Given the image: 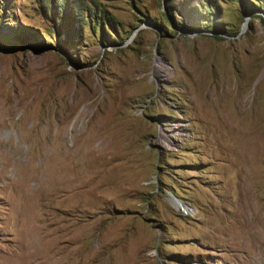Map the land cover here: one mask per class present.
Masks as SVG:
<instances>
[{"label": "rangeland", "instance_id": "374dc122", "mask_svg": "<svg viewBox=\"0 0 264 264\" xmlns=\"http://www.w3.org/2000/svg\"><path fill=\"white\" fill-rule=\"evenodd\" d=\"M243 82L264 0H0V264H264Z\"/></svg>", "mask_w": 264, "mask_h": 264}, {"label": "bare ground", "instance_id": "6f19581e", "mask_svg": "<svg viewBox=\"0 0 264 264\" xmlns=\"http://www.w3.org/2000/svg\"><path fill=\"white\" fill-rule=\"evenodd\" d=\"M158 67H159L158 71L161 70V66H158ZM246 78H244V79H246ZM247 87H248V83L247 82L246 83L243 82L242 89H244V92L241 93V91H240L239 96L237 98H235V99H237L238 104H239V106L242 109V112H244V115H243L244 117L241 119V123H243V121L244 122L253 121L254 123L262 121L263 118H261L259 112L255 109L254 104H252V105L250 104V107H248L249 106V104H248V106H247L248 108H246V109L244 108V106H245L244 103L247 104V100L245 99L246 93H247V90H246ZM256 125H255V129L253 131L254 135H255L254 139H255V142L257 144H260V143L264 142V129L258 123H256ZM252 130H253V128H252ZM175 202H176L177 206L180 207L185 212H187V213L191 212V210L183 202H180V201H175Z\"/></svg>", "mask_w": 264, "mask_h": 264}]
</instances>
